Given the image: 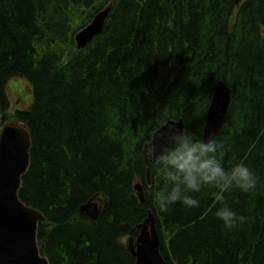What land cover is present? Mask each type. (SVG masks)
I'll return each mask as SVG.
<instances>
[{
    "label": "trees",
    "instance_id": "obj_1",
    "mask_svg": "<svg viewBox=\"0 0 264 264\" xmlns=\"http://www.w3.org/2000/svg\"><path fill=\"white\" fill-rule=\"evenodd\" d=\"M109 5L103 32L78 49L76 33ZM14 77L33 100L11 114ZM220 80L232 92L216 136L224 166L261 178L226 194L248 217L233 230L207 186L199 208L162 213L164 172L150 152L149 184L144 157L170 120L203 139ZM0 114L30 132L19 197L46 218L37 239L50 264H136L126 241L150 213L167 264H264V0H0ZM90 201L102 205L96 222L81 212Z\"/></svg>",
    "mask_w": 264,
    "mask_h": 264
},
{
    "label": "water",
    "instance_id": "obj_2",
    "mask_svg": "<svg viewBox=\"0 0 264 264\" xmlns=\"http://www.w3.org/2000/svg\"><path fill=\"white\" fill-rule=\"evenodd\" d=\"M111 6L100 11L83 30L76 35L78 48L86 46L95 36L101 34L108 20ZM232 101L230 86L224 80L218 81L208 108L203 139L210 134L215 137L223 127ZM177 125L185 129L184 120H170L157 129L151 144L144 150L148 183L151 179V158L155 162L159 153L167 146V127ZM32 138L29 130L21 123L3 124L0 119V264H50L43 256L37 240L38 224L46 218L38 210L27 206L19 197L23 176L31 165ZM144 202L143 187L135 186ZM102 205L90 201L81 207L94 222ZM137 237H130L127 248L136 259V264H167L161 253V240L153 213L138 225Z\"/></svg>",
    "mask_w": 264,
    "mask_h": 264
},
{
    "label": "clouds",
    "instance_id": "obj_3",
    "mask_svg": "<svg viewBox=\"0 0 264 264\" xmlns=\"http://www.w3.org/2000/svg\"><path fill=\"white\" fill-rule=\"evenodd\" d=\"M167 131V146L155 160L163 169L166 185L156 195L160 211L168 213L176 204L188 209L199 208L201 201L195 194L207 186L216 189L215 200L220 206L214 214L226 229H237L247 223L248 217L233 210L226 194L234 189L253 193L261 178L244 162L226 169L225 146L214 134L201 139L175 124L168 126Z\"/></svg>",
    "mask_w": 264,
    "mask_h": 264
},
{
    "label": "rangeland",
    "instance_id": "obj_4",
    "mask_svg": "<svg viewBox=\"0 0 264 264\" xmlns=\"http://www.w3.org/2000/svg\"><path fill=\"white\" fill-rule=\"evenodd\" d=\"M8 93L11 100L10 113H14L16 109L28 108L33 100L29 82L26 79L14 77L8 83Z\"/></svg>",
    "mask_w": 264,
    "mask_h": 264
}]
</instances>
